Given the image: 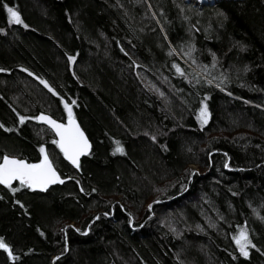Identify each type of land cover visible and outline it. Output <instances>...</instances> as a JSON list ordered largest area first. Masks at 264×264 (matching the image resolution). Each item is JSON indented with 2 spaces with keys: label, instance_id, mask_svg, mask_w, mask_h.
Listing matches in <instances>:
<instances>
[{
  "label": "trees",
  "instance_id": "obj_1",
  "mask_svg": "<svg viewBox=\"0 0 264 264\" xmlns=\"http://www.w3.org/2000/svg\"><path fill=\"white\" fill-rule=\"evenodd\" d=\"M0 69V163L65 179L0 184V264H264V0H0Z\"/></svg>",
  "mask_w": 264,
  "mask_h": 264
},
{
  "label": "snow or ice",
  "instance_id": "obj_2",
  "mask_svg": "<svg viewBox=\"0 0 264 264\" xmlns=\"http://www.w3.org/2000/svg\"><path fill=\"white\" fill-rule=\"evenodd\" d=\"M6 11L8 13L9 23L23 24L20 13L14 7H6ZM24 26L27 27V25ZM69 59L74 61L75 57H69ZM0 71H3V69H0ZM178 71H180L179 68ZM42 83L46 82L42 81ZM73 103H75V101H73ZM64 106L68 112L67 125L57 123L50 117L43 115L36 117V119L43 120L52 126V128L60 136V139L58 141H54V143L59 145L65 157H67L74 165L79 167V157L85 154V151L90 147V145L88 144L84 133L79 128V125L73 118L71 105L65 102ZM209 115L207 105L205 104L200 111V119L202 123H207ZM24 120V117H20L21 123H23ZM40 151L44 153V158L38 164H29L21 159L4 156L2 158L3 162L0 163V184L8 185L10 187L13 180H19L22 185H26L31 188L38 187L42 190H46L49 184L57 182L63 183L53 168L45 149L41 148ZM116 151L123 152V148L118 146ZM15 190L16 189H13V191ZM235 239L236 243L239 245L240 253L244 256H248V247L251 245V241L247 231L245 229H241L239 236ZM0 247L6 248L7 245L0 241ZM252 247H254V245H252Z\"/></svg>",
  "mask_w": 264,
  "mask_h": 264
},
{
  "label": "water",
  "instance_id": "obj_3",
  "mask_svg": "<svg viewBox=\"0 0 264 264\" xmlns=\"http://www.w3.org/2000/svg\"><path fill=\"white\" fill-rule=\"evenodd\" d=\"M188 1H191V0H188ZM221 1H225V0H197V3H200L201 5H209V4H214V3H217V2H221ZM41 115H43V116H48V117H50L52 120H55L57 123H60V124H65V125H67V123H68V119H67L66 121H60V120H57V119H55L54 117H52L51 115L46 114V113H42V114H40L39 116H41ZM73 118H74V120L76 121V123L79 125V128H80V129L82 130V132L84 133V136L87 138L88 144L90 145V147L85 151V154H83V155H81V156L79 157V164H80L81 160H82L84 157L88 156V155L92 152V143H91V141H90V139H89L87 133H86L85 130L83 129L82 125H81L80 122L78 121V119H77L76 117H73ZM39 121L42 122V123H44V124H46V125H47V126H48V127L54 132V134H55L57 140L60 139V136L57 134V132L52 128V126H51L50 124H48L47 122H45V121H43V120H39ZM64 156H65V155H64ZM9 157H10V158L20 159V158L15 157V156H9ZM65 158H66V160H67L70 164L74 165V164H73V163H72L67 157H65ZM21 160H24V159H21ZM24 161H26V160H24ZM50 161H51V160H50ZM26 162H27V161H26ZM27 163H29V162H27ZM51 163H52V161H51ZM29 164H30V163H29ZM52 166H53V168L55 169V171H56V173H57L59 179L62 180V181H64L65 179L61 177V175L58 173V171H57V169L55 168V166H54L53 163H52ZM74 166H76V165H74ZM13 181H14V180H13ZM13 181H12V182H13ZM12 182H11V183H12ZM55 184H59V182L49 184L48 186L55 185ZM48 186H47V187H48Z\"/></svg>",
  "mask_w": 264,
  "mask_h": 264
},
{
  "label": "rangeland",
  "instance_id": "obj_4",
  "mask_svg": "<svg viewBox=\"0 0 264 264\" xmlns=\"http://www.w3.org/2000/svg\"><path fill=\"white\" fill-rule=\"evenodd\" d=\"M205 104L207 105V102H206V100H203V102H202V106H201V108H200V110H199V113H198V120H199V123L203 126V125H205V123H202V121H201V119H200V111H201V109L205 106ZM207 110H208V112H209V109H208V106H207ZM209 114H210V112H209ZM209 117H210V115H209ZM208 120H209V118H208ZM208 122V121H207ZM43 156H44V154H43ZM194 167L195 168H197V166L196 165H194ZM241 229H245V228H241ZM241 229H240V231H241ZM246 230V229H245ZM240 231L237 233V235H236V237H238L239 236V234H240ZM247 231V230H246ZM248 233V232H247ZM249 236V235H248ZM235 237V238H236ZM250 239V238H249ZM235 241H236V239H235ZM251 241V240H250ZM237 244V243H236ZM252 245V244H251ZM251 245H249V247H248V253H249V251H250V247H251ZM237 246H238V248H239V245L237 244ZM249 255V254H248Z\"/></svg>",
  "mask_w": 264,
  "mask_h": 264
},
{
  "label": "bare ground",
  "instance_id": "obj_5",
  "mask_svg": "<svg viewBox=\"0 0 264 264\" xmlns=\"http://www.w3.org/2000/svg\"><path fill=\"white\" fill-rule=\"evenodd\" d=\"M192 4L196 5V4H200V3H197V0H191Z\"/></svg>",
  "mask_w": 264,
  "mask_h": 264
}]
</instances>
